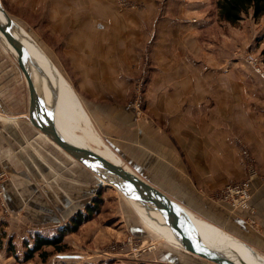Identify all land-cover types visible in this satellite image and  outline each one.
I'll return each mask as SVG.
<instances>
[{
  "label": "crops",
  "instance_id": "1",
  "mask_svg": "<svg viewBox=\"0 0 264 264\" xmlns=\"http://www.w3.org/2000/svg\"><path fill=\"white\" fill-rule=\"evenodd\" d=\"M195 3L201 6L200 2ZM173 4L169 2L167 7L171 8ZM148 9L151 10V7L148 6ZM194 21L186 24L188 26L166 23L164 33L161 31L155 35L150 33L148 38H136L139 42L156 40L173 44L152 57V75L144 85L145 105L140 111L127 105V100L137 87L132 78L126 76L127 72H131L125 67L126 56L120 59L118 51L87 57L85 68H71L67 72L61 69L64 76H69V82L74 86L102 141L115 154L102 149V143L92 135L90 129L78 137L79 132L73 125L65 122L64 128L77 136L75 140L81 148L122 165L201 219L211 228L210 234L217 243L218 240L220 243L226 239L232 240L241 246L239 251L251 252L264 259V117L254 120L255 114H251L252 118L248 117V120L252 121L245 124L238 116L239 107L248 106L253 110L264 105V82L247 70L237 73L238 69L235 68L224 71L222 68H203L201 72V66H191L187 39L191 37V29L201 25V21ZM97 38L108 44L116 41ZM129 39L134 41L135 38L131 35L126 37V40ZM6 50L0 56V99L8 106L14 103L13 98L8 99V92L13 87L15 72L12 58L7 54L13 53ZM193 55L197 56L198 53ZM100 57L108 61L117 59V62L103 68L90 65L91 60H99ZM205 74L207 77L201 78ZM224 76L229 81L225 82ZM23 117L1 116L0 121H9L7 124L10 125L18 123L17 119ZM258 120L262 121V125L258 124ZM239 122H244L245 127L239 126ZM20 125L27 128L21 134H0V174L13 173L24 180L13 181L15 184L12 183L9 189L4 186V199L12 211L24 210L28 203L35 223L33 226L39 228L34 230L40 232L61 225L67 221L64 215L72 207L92 200L96 188L95 177L50 142L31 123L30 118L23 119ZM11 129H15V126ZM7 130H10L9 126ZM69 139L71 141L72 138ZM239 139L251 143L250 150L259 172L252 182L249 210H233L230 205L216 199L227 185L243 181L246 177L245 160L237 144ZM24 147L30 148L31 156L22 158L19 155ZM33 150L40 152L41 158ZM30 157L51 172L47 181L34 179L29 174L33 164ZM42 184L59 188L78 185L86 189H82L77 198L61 195L62 205L54 208L40 200L28 201L32 196L29 191L38 192L37 186ZM23 189L27 190L28 195L22 193ZM128 203L136 211L144 228L152 234L146 228L151 227L147 219L139 214L132 202ZM13 228L11 226V230ZM28 231L25 234L23 230L18 235L23 242L31 234V230ZM171 246V251L165 253L162 260L166 264H212ZM155 262H158L157 258Z\"/></svg>",
  "mask_w": 264,
  "mask_h": 264
},
{
  "label": "rangeland",
  "instance_id": "2",
  "mask_svg": "<svg viewBox=\"0 0 264 264\" xmlns=\"http://www.w3.org/2000/svg\"><path fill=\"white\" fill-rule=\"evenodd\" d=\"M1 2L15 25L18 35L28 44L35 58L42 60L48 68L67 79L69 84L71 83L69 76L65 75V77L61 69L67 72L71 68H85L87 57L118 51L120 59L123 55L126 56L125 67L131 70L127 72V78H132L137 88L140 84L142 85L141 96L144 106V85L149 82L152 75L154 64L152 57L173 44L156 40L139 42L136 38L141 36L148 38L150 33L155 35L161 31L164 33L163 31L167 29L164 27L166 23L185 26L190 22L194 23V20L201 21V25L193 27L191 37L187 39L188 61L191 66H201V72L203 68H222V71L235 68L238 69L237 73H244L242 70H247L264 82L256 68L247 62L250 56L257 58L264 72V16L255 20L250 12L236 25L221 22L216 7L217 0H1ZM169 2L174 3L171 8L167 7ZM195 2H200L201 6L196 5ZM146 5L147 9H145ZM131 35L134 36V41L126 40V37ZM97 37H100V40L116 39V41L108 44L106 41H99ZM7 48L11 51L9 43L0 37V56ZM194 53L198 55L194 56ZM7 54L12 58L15 72L14 84L8 92V99L13 98L14 103L6 106L0 99V117H24L17 119L18 123L10 125L7 124L9 121H0V134L4 136L7 133L8 135L16 132L21 134L23 129H27L20 125L22 120H29L27 82L15 57L10 52ZM115 62L117 59L108 61L100 57L99 60L95 58L91 60L90 65L103 68ZM242 76L247 78L246 74ZM203 77H207L206 74L201 75V78ZM225 78L224 76L223 79ZM227 81L229 80L226 78L225 82ZM70 86L83 105L72 83ZM137 93L136 89L132 97L127 100V105L135 99ZM247 107L238 108L239 120L245 121V124L246 121H252L248 120V117L252 118L251 114H255L254 120L264 117V105H259L253 110ZM258 122L262 125V121L258 120ZM89 124L92 135L102 143V149L114 153L102 141L90 120ZM245 124L239 122V126L245 127ZM7 126L10 128L9 131ZM14 126L15 129H11ZM77 136L80 137V135ZM240 142L248 148L256 163L250 150L251 143H248L246 139H239L237 142L239 148ZM29 149L24 147V151H21L19 155L22 158L31 156ZM33 151L41 158L40 152ZM20 156L15 157L18 159ZM29 159L33 163L29 168V174L34 179L42 178L43 182L47 181L51 172L45 170L44 165H39L31 157ZM88 177L90 178L89 175ZM13 181L24 180L17 174H0V264H39L40 262L43 264H166L162 260L165 259V253L171 251L172 244L169 245L166 240H157L150 234L144 228L136 211L129 205L127 197L116 188L108 186L99 190L92 200L84 204L86 206L78 210L86 215L87 208L94 207L93 203L97 199L100 200L94 214L73 232H65L66 226L70 228L72 218L63 221L59 226L38 232L34 230L39 228L33 226L35 223L28 203L24 210L12 211L5 202L6 193L3 188L5 186L9 189L12 183L15 184ZM96 183L95 180L94 186ZM37 189L39 191L36 193L29 191L32 196L27 197L28 201L40 200L55 208L63 203L61 195L68 194L77 198L81 190L86 188L78 185L71 188L50 185L46 187L42 184L37 186ZM26 191L23 189L22 193L25 192L28 195ZM21 196L24 195L21 194ZM1 198L5 203L4 208L1 205L3 202ZM11 226H14L12 230ZM23 230L25 234L31 230L27 241L24 242L18 236ZM11 232L15 234L12 235ZM62 232L66 235L61 245V252H57L52 247L44 248L32 261L27 263L24 261L27 245L33 246L36 235L53 238ZM217 244L222 245L219 240ZM42 252L48 254L46 261H43L41 257ZM156 258L158 262H155Z\"/></svg>",
  "mask_w": 264,
  "mask_h": 264
},
{
  "label": "water",
  "instance_id": "3",
  "mask_svg": "<svg viewBox=\"0 0 264 264\" xmlns=\"http://www.w3.org/2000/svg\"><path fill=\"white\" fill-rule=\"evenodd\" d=\"M3 12L10 21L11 18L4 8ZM0 32L19 56L23 55L30 57L26 47L12 35L8 26L3 24L1 20ZM17 63L26 79L29 89V118L31 123L66 155L85 167L95 176V180L97 181L95 185L96 188L94 189L95 195L99 190L110 186L116 188L127 198L132 195L141 198L164 217L167 225L179 240L182 247L181 251L212 264H241L237 262L238 259H233L225 253H219L217 250L210 247L199 231L193 215L181 205L171 200L159 189L150 185L133 172L126 170V168L120 164L113 163L93 151H79L71 145L58 130L54 115L38 94L30 74L23 67L20 60H17ZM35 111L40 115L39 118L37 117L38 119H36ZM82 206L86 205L81 204L72 207L70 211L64 215V218L67 220L73 218ZM233 253L236 256L238 255L235 251Z\"/></svg>",
  "mask_w": 264,
  "mask_h": 264
},
{
  "label": "bare ground",
  "instance_id": "4",
  "mask_svg": "<svg viewBox=\"0 0 264 264\" xmlns=\"http://www.w3.org/2000/svg\"><path fill=\"white\" fill-rule=\"evenodd\" d=\"M2 6L3 5L0 0L1 22L6 26H8V29L12 33V35L26 47L30 55V57L23 55L19 56L16 53V51L13 49V47L9 44L16 61L20 60L23 67L30 74L38 94L40 95L41 99L43 100L47 108L52 111L55 118V124L58 130L60 131V133L69 141L71 145H73L79 151L90 152L87 149L81 148L79 142L76 143L75 140L76 137L74 135H70L69 129L66 130L64 128L65 122L71 124L74 126L76 131L79 132V135L83 136L82 134H85L84 132L90 129V124L88 122L89 116L86 110L84 109V107H82L72 87L66 81L67 79L62 77L54 70L48 68L42 60L35 58V56L33 55V51L30 49L28 44L18 35L12 20L10 21L8 20L6 14L3 12ZM0 37L3 40H6L1 32H0ZM35 116L36 119L40 117L37 111H35ZM69 137L72 138L71 141ZM73 143H75L76 145ZM127 200L129 202H132L138 208L139 214L147 219L148 221L147 223L151 227L146 226V228L149 229L150 232L157 239L162 241L166 240L170 244L175 245L182 250L179 240L172 232L170 227L167 225L164 217L159 212L154 210L141 198H138L134 195L128 196ZM193 217L205 242L210 247L217 250L219 253L222 252L233 259L236 260L238 259L237 262L241 264L243 263L264 264V259L259 258L257 254L251 252L239 251V247L241 246L232 240L226 239L222 241L221 246L225 247V249H223L220 245L217 244V240L215 241L216 238L212 234H210L211 228L208 225H206L203 221H201L199 218H196L195 216ZM214 242H216V244ZM234 251L238 254L237 256L233 253Z\"/></svg>",
  "mask_w": 264,
  "mask_h": 264
},
{
  "label": "trees",
  "instance_id": "5",
  "mask_svg": "<svg viewBox=\"0 0 264 264\" xmlns=\"http://www.w3.org/2000/svg\"><path fill=\"white\" fill-rule=\"evenodd\" d=\"M216 7L218 11L219 21L226 22L231 25H236L243 20V17L250 12L255 20L264 16V0H217ZM99 199H97L93 205L94 207L87 208V214L77 212L71 220L70 228L68 226L65 232H73L83 224L87 218L91 217L99 207ZM92 205V206H93ZM61 233L59 236L53 238H44L43 236L36 235L34 237V244L32 247L27 245V253L24 255V261L27 263L32 261L35 255L41 252L44 248L52 247L57 252H61V245L64 242L66 233ZM43 261H46L48 254L41 253Z\"/></svg>",
  "mask_w": 264,
  "mask_h": 264
},
{
  "label": "built area",
  "instance_id": "6",
  "mask_svg": "<svg viewBox=\"0 0 264 264\" xmlns=\"http://www.w3.org/2000/svg\"><path fill=\"white\" fill-rule=\"evenodd\" d=\"M250 65L256 68L260 76L264 79V72L260 67L257 58L250 56L247 61ZM142 85L140 84L137 88V94L135 99L129 104L130 108L140 111L143 107V99L141 96ZM241 153L246 161V177L243 181L234 182L227 185L220 193L216 196L219 202L230 205L233 210H249L250 200L252 194V182L255 180L259 172L256 168L254 159L251 156L248 148L240 142ZM1 196V192H0ZM2 199V198H1ZM3 201V199H2ZM2 207H5L4 201L1 203ZM8 213V211H7Z\"/></svg>",
  "mask_w": 264,
  "mask_h": 264
}]
</instances>
